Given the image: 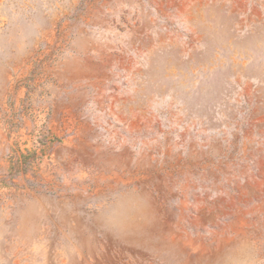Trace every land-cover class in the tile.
<instances>
[{"label":"rangeland","instance_id":"rangeland-1","mask_svg":"<svg viewBox=\"0 0 264 264\" xmlns=\"http://www.w3.org/2000/svg\"><path fill=\"white\" fill-rule=\"evenodd\" d=\"M0 264H264V0H0Z\"/></svg>","mask_w":264,"mask_h":264}]
</instances>
